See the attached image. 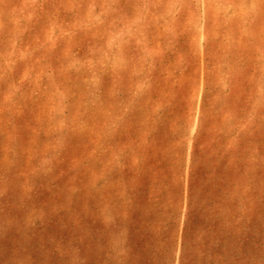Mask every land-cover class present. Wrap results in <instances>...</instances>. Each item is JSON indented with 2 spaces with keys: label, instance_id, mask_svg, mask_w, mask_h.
I'll return each mask as SVG.
<instances>
[{
  "label": "rangeland",
  "instance_id": "1",
  "mask_svg": "<svg viewBox=\"0 0 264 264\" xmlns=\"http://www.w3.org/2000/svg\"><path fill=\"white\" fill-rule=\"evenodd\" d=\"M0 264H264V0H0Z\"/></svg>",
  "mask_w": 264,
  "mask_h": 264
}]
</instances>
